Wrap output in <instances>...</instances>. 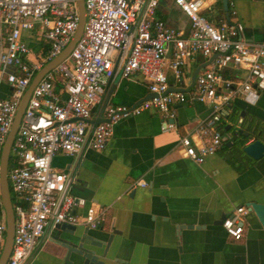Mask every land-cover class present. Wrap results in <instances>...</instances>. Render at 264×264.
<instances>
[{"label":"built area","instance_id":"1","mask_svg":"<svg viewBox=\"0 0 264 264\" xmlns=\"http://www.w3.org/2000/svg\"><path fill=\"white\" fill-rule=\"evenodd\" d=\"M172 2L187 17V32L156 14L158 0H82L80 34L67 57L31 88L10 143L6 179L14 226L4 264H23L46 227L67 222L97 228L104 221L103 206L70 192L69 176L51 165L55 153L102 149L120 118L147 109L173 118L174 103L196 99L207 105L208 113L180 134L177 143L186 157L200 163L220 145L218 124L228 115L231 101L237 96L248 103L257 100L264 89V39H246L235 18L210 22L202 13V0ZM77 19L76 0H0V81L9 87L0 96V148L27 84L60 52ZM32 35L39 41L34 50ZM213 53L191 83L183 70L186 61ZM227 66L242 68L245 74L232 79L224 74ZM135 73L151 95L132 104L106 103L101 119L91 121L90 108L107 81L116 74ZM172 126L164 122L162 128ZM135 183L145 185L142 179ZM77 208L84 213L78 214ZM247 210L240 204L224 215L221 225L231 238L243 235ZM4 230L1 211L0 249Z\"/></svg>","mask_w":264,"mask_h":264},{"label":"crops","instance_id":"2","mask_svg":"<svg viewBox=\"0 0 264 264\" xmlns=\"http://www.w3.org/2000/svg\"><path fill=\"white\" fill-rule=\"evenodd\" d=\"M215 2L202 0V13L210 22L235 18L246 39H264V0H228L226 12ZM156 14L187 32L188 19L171 0H158ZM29 38L31 49H36L39 41L33 35ZM209 56L188 59L183 66L186 78L190 80L194 68ZM166 72L170 76L167 68ZM224 74L235 79L245 70L227 66ZM8 88L1 80L0 96ZM148 94L138 73L129 77L116 74L91 106L89 119L98 120L106 103L132 104ZM173 107L172 120L152 109L120 118L102 149L52 156L53 168L71 179L70 192L105 208L102 225L87 227L88 233L101 240L113 231L104 255V244L84 245L94 248L101 264H264V226L251 209L244 214L239 239L228 236L219 221L236 205L248 200L264 202V155L252 158L232 147L235 138L242 136L239 129L251 131L243 144L254 137L264 142V89L254 103L240 96L231 101L221 143L200 163L184 155L177 139L208 113V107L196 99ZM164 122L173 126L163 129ZM139 179L145 185L135 183ZM75 211L82 215L84 208ZM75 225L78 231L86 227ZM64 236L65 231L57 226L44 228L23 264H65ZM73 255L71 252L70 257Z\"/></svg>","mask_w":264,"mask_h":264},{"label":"water","instance_id":"3","mask_svg":"<svg viewBox=\"0 0 264 264\" xmlns=\"http://www.w3.org/2000/svg\"><path fill=\"white\" fill-rule=\"evenodd\" d=\"M220 1H221L223 10L226 12L228 9V0H220ZM76 8H77V13H78V19H77L76 27L71 37L68 39L66 44L60 50V52L57 53L55 56L51 57L50 59H48L47 61H45L36 70L32 78L30 79L29 83L27 84L25 90L23 91L21 95L20 101L18 103V106L16 108V111L12 119L10 128L8 132L6 133L5 139L0 148V201H1L2 209H3L4 222H5V230H4L5 236H4L2 247L0 249V264L5 263L7 256L9 254V250L11 247V241H12L13 226H14V214H13V210L11 207L9 186H8L7 179H6V169H7V161H8V155H9L10 143H11L13 134L16 130L19 118L21 116V113L23 111L24 105L26 103V100L30 93L31 88L47 70H49L59 61L67 57L70 48L72 47L73 43L75 42V40L77 39L78 35L81 32L82 23L84 19L82 0H76ZM214 56H215V53L211 54V56H209L205 61L201 62L200 64H198V66L194 68L190 76L191 83L194 79V76L197 70L203 67L205 64H207ZM178 89L184 90L185 88L182 87ZM149 95H151V93H149L148 96ZM170 119L172 120L173 118H170ZM238 131L242 134L243 137H247L251 134L250 130H240L239 129ZM258 133L259 131L256 132V134ZM242 151L250 155L252 158H259L262 155H264V142L258 137H254L250 141L243 144ZM245 206H247L248 209H251L255 213L261 225L264 226V202L248 200L245 202ZM223 217H224V214L221 215L219 219L220 223ZM55 226L65 231V236L61 238L64 243V246L66 247V251L64 254L65 264H72L73 262L77 264H101L102 263V258H100L94 252L95 251L94 248L87 247L84 244H89L92 247H101V245L104 244L102 248V252H101V256H103L106 251V247L108 246L109 241L111 239V235L113 231L112 233H109L107 235L105 240H101L99 239V237L93 236L90 233H88L87 227L83 228L81 231H78L76 230L75 224L67 223V222H60V223H57ZM71 252L74 254L72 257H70Z\"/></svg>","mask_w":264,"mask_h":264},{"label":"trees","instance_id":"4","mask_svg":"<svg viewBox=\"0 0 264 264\" xmlns=\"http://www.w3.org/2000/svg\"><path fill=\"white\" fill-rule=\"evenodd\" d=\"M215 5H217L218 8H219V10H221V2H220V0H216ZM56 85H59V83H57ZM218 127L220 128V131L221 132L224 131V122L219 123L218 124ZM244 139L245 138L243 136L238 137V138H235V142L232 145V147L234 148V151L235 152H237V153H243L242 146H243Z\"/></svg>","mask_w":264,"mask_h":264},{"label":"rangeland","instance_id":"5","mask_svg":"<svg viewBox=\"0 0 264 264\" xmlns=\"http://www.w3.org/2000/svg\"><path fill=\"white\" fill-rule=\"evenodd\" d=\"M7 166H9V162H8ZM10 197H11V192H10Z\"/></svg>","mask_w":264,"mask_h":264}]
</instances>
